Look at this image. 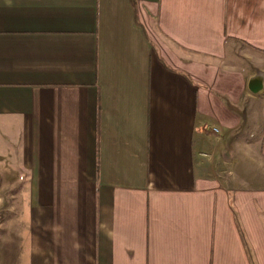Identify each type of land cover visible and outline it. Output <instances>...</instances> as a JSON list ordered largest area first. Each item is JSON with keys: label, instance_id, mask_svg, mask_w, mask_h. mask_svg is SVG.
Returning <instances> with one entry per match:
<instances>
[{"label": "crops", "instance_id": "0c3cea01", "mask_svg": "<svg viewBox=\"0 0 264 264\" xmlns=\"http://www.w3.org/2000/svg\"><path fill=\"white\" fill-rule=\"evenodd\" d=\"M255 70L264 0H0L7 263L264 264Z\"/></svg>", "mask_w": 264, "mask_h": 264}, {"label": "rangeland", "instance_id": "374dc122", "mask_svg": "<svg viewBox=\"0 0 264 264\" xmlns=\"http://www.w3.org/2000/svg\"><path fill=\"white\" fill-rule=\"evenodd\" d=\"M241 106L246 110V108L248 109L251 107V104L245 102L244 104H241ZM238 112L242 113L241 111ZM9 180H11V178H3L0 176V264H4V261L5 264H8V257H5V252L8 253L10 249L15 246L17 247L18 244V242L11 243L12 241L9 237V232L12 227L11 223L13 222L12 220L18 218V212L20 211L18 208V200L16 198L18 193L14 192L15 188L13 189V186L9 187V184L4 185V182Z\"/></svg>", "mask_w": 264, "mask_h": 264}, {"label": "water", "instance_id": "95a60500", "mask_svg": "<svg viewBox=\"0 0 264 264\" xmlns=\"http://www.w3.org/2000/svg\"><path fill=\"white\" fill-rule=\"evenodd\" d=\"M264 78V71L255 70L254 73L248 77L246 81V89L251 94H257L262 88V80Z\"/></svg>", "mask_w": 264, "mask_h": 264}, {"label": "built area", "instance_id": "2783aa9c", "mask_svg": "<svg viewBox=\"0 0 264 264\" xmlns=\"http://www.w3.org/2000/svg\"><path fill=\"white\" fill-rule=\"evenodd\" d=\"M211 130H212L213 132H216V129H215V128H211Z\"/></svg>", "mask_w": 264, "mask_h": 264}]
</instances>
